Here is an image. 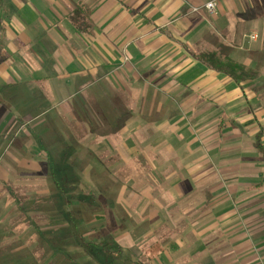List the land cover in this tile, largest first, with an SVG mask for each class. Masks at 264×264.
I'll list each match as a JSON object with an SVG mask.
<instances>
[{"label": "crops", "instance_id": "0c3cea01", "mask_svg": "<svg viewBox=\"0 0 264 264\" xmlns=\"http://www.w3.org/2000/svg\"><path fill=\"white\" fill-rule=\"evenodd\" d=\"M0 29L1 184L4 168L19 165L13 154L30 149L7 131L14 117L46 115L71 86L110 79L109 95L90 106L126 134L148 187L116 202L133 215L117 245L142 249L156 237L153 264H264V165L243 141L254 132L255 145L260 131L244 99L258 98L259 77L237 83L193 57L258 70L264 0H0Z\"/></svg>", "mask_w": 264, "mask_h": 264}, {"label": "rangeland", "instance_id": "374dc122", "mask_svg": "<svg viewBox=\"0 0 264 264\" xmlns=\"http://www.w3.org/2000/svg\"><path fill=\"white\" fill-rule=\"evenodd\" d=\"M256 63L260 87L255 91L258 98L254 96L253 99L250 93L244 95L245 107L252 114L246 120L253 119L254 130H262L264 135V55ZM102 81L93 82L87 88L80 86L76 91L71 86L69 100L63 107L60 102H55L46 115L31 112L21 118L14 117L11 127L7 128L9 134L18 131L30 149L24 157L19 155L20 151L13 154L12 158L18 159L19 165L4 168L7 174L2 184L0 175V264H153L143 261L142 254L146 247L157 241L156 237H146L149 240L142 249L140 245L119 247L118 258L114 255L115 250L98 257L83 247L85 242L104 245L116 241L117 235L120 242H125L123 231L126 221L129 219L130 222L133 215L127 217L125 208L120 210L116 202L125 203L128 190L131 198L136 190L148 188L138 178L147 167L125 149L128 144L126 134L122 137L112 130L114 119L111 117H107L111 124L104 126L90 106L98 103L96 96L107 97L110 93L111 80ZM244 99L242 97L241 101ZM103 104L104 108H110V102L103 100ZM50 116L52 121H44ZM99 123L104 128H100ZM94 128L104 135L96 136ZM253 134L250 132L243 139L251 147L254 146ZM9 138H5V144L10 148ZM50 154L62 171L66 187H81L80 182L84 183L90 189L85 192H89L90 202L83 204L74 200L70 207H61L60 195L48 177ZM259 157L264 165V158ZM98 199L115 201L111 205L107 202V209L104 201ZM17 201L33 204L20 209ZM139 202L140 199L136 205ZM70 213L72 219L68 216ZM261 218L264 222L263 214ZM113 225L120 226L118 231L112 229ZM137 229H141V224ZM51 244L62 249L61 255L48 250Z\"/></svg>", "mask_w": 264, "mask_h": 264}, {"label": "trees", "instance_id": "16d2710c", "mask_svg": "<svg viewBox=\"0 0 264 264\" xmlns=\"http://www.w3.org/2000/svg\"><path fill=\"white\" fill-rule=\"evenodd\" d=\"M0 40L3 41L4 38L1 37V29H0ZM3 50L4 49H0V57H1V63L5 62L6 57L5 54H3ZM193 57L195 58V60L199 61L201 64H203L204 66H206L207 68H209L210 70L219 73V74H223L225 76H228L229 78H231L232 80H234L235 82H241L247 79H257L259 77V74H256L257 70H250V69H246L244 66L242 65H238L236 63L233 62H228V63H223V62H219L217 59L211 57V56H207L203 53H195L193 54ZM0 63V64H1ZM263 134V131L260 130L257 135L255 136V149L258 151V153L260 155H262V157H264V145L262 146L261 144V136ZM50 159L49 161V166H51V170L50 173L48 175L49 180L51 182V184H53L56 188V192L60 195V201H61V207L67 206L70 207L71 206V202L76 200L80 203H83L86 201L90 202V198L89 196V192L85 193L88 189V191L90 190L88 186H86L84 183H81V187H73V188H68L66 187L65 184V179L64 177L61 176V169L58 168L57 163H56V159L54 160V158L51 156V154L49 155ZM79 183V182H78ZM80 188V189H79ZM91 196L93 198L94 195L91 194ZM101 200L102 202L104 201L103 199H98ZM108 202V204L110 205L109 201H104V205L107 206L106 204ZM33 202H28L25 203L23 201H17V205L20 209H23L25 206H30L32 205ZM84 204V203H83ZM89 205V204H86ZM66 214V213H65ZM69 218L72 219V214L70 213ZM49 245V244H48ZM86 249V252L90 253V254H94L93 256H100V254H103L104 256H106V253H108L110 250H115L114 255L118 258V256L121 254V249L119 248V246L113 241L106 243L104 245H98L95 243H86L83 246ZM48 250L54 252L57 256L61 255L62 253V249L60 247H57L54 244H51L48 248ZM161 251V248L157 245L154 244L152 246L147 247L144 251H143V261L146 262H150L152 259H154L155 257H157L159 255Z\"/></svg>", "mask_w": 264, "mask_h": 264}, {"label": "built area", "instance_id": "2783aa9c", "mask_svg": "<svg viewBox=\"0 0 264 264\" xmlns=\"http://www.w3.org/2000/svg\"><path fill=\"white\" fill-rule=\"evenodd\" d=\"M209 5H212V7H209ZM205 8L209 11V12H213L214 8H215V4L213 2L207 3L205 5ZM262 143L264 144V135L262 136Z\"/></svg>", "mask_w": 264, "mask_h": 264}, {"label": "clouds", "instance_id": "9594fccd", "mask_svg": "<svg viewBox=\"0 0 264 264\" xmlns=\"http://www.w3.org/2000/svg\"><path fill=\"white\" fill-rule=\"evenodd\" d=\"M209 7H212V5H209Z\"/></svg>", "mask_w": 264, "mask_h": 264}]
</instances>
